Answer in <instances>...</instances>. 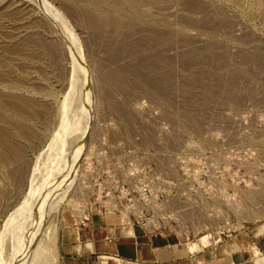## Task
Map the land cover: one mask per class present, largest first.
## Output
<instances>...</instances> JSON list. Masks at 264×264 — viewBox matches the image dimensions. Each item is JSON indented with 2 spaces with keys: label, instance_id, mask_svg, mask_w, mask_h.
Listing matches in <instances>:
<instances>
[{
  "label": "rangeland",
  "instance_id": "obj_1",
  "mask_svg": "<svg viewBox=\"0 0 264 264\" xmlns=\"http://www.w3.org/2000/svg\"><path fill=\"white\" fill-rule=\"evenodd\" d=\"M262 221L264 0H0V264Z\"/></svg>",
  "mask_w": 264,
  "mask_h": 264
},
{
  "label": "crops",
  "instance_id": "obj_2",
  "mask_svg": "<svg viewBox=\"0 0 264 264\" xmlns=\"http://www.w3.org/2000/svg\"><path fill=\"white\" fill-rule=\"evenodd\" d=\"M125 232V231H124ZM122 234L121 228L88 231L75 244L66 246L70 264H264V221L247 227L245 235H229L224 240L195 245L177 242L146 241L134 230ZM135 236L130 238V236ZM140 236V237H138ZM241 238V239H240ZM113 241V240H112ZM169 241V242H168ZM258 253L253 249L255 246ZM89 250V254L86 252Z\"/></svg>",
  "mask_w": 264,
  "mask_h": 264
},
{
  "label": "bare ground",
  "instance_id": "obj_3",
  "mask_svg": "<svg viewBox=\"0 0 264 264\" xmlns=\"http://www.w3.org/2000/svg\"><path fill=\"white\" fill-rule=\"evenodd\" d=\"M71 40H72V39H71ZM87 84H88V83H87ZM86 88H87V87H86ZM85 90H86V89H85ZM89 90H90V88H89ZM82 91H83V90H82ZM84 92H85V91H84ZM81 93H82V92H81ZM88 93H89V91H88ZM85 94H86V92H85ZM85 94H84V95H85ZM90 94H91V93H90ZM87 95H88V94H87ZM82 96H83V94H82ZM85 96H86V95H85ZM90 96H91V95H90ZM91 97H92V96H91ZM91 97H90V98H91ZM84 98H85V97H84ZM84 98L82 97V102L87 101V100L83 101ZM87 98H88V97H87ZM88 100H89V99H88ZM90 100H91V99H90ZM87 102H88V101H87ZM88 104H90V102H88ZM86 105H87V104H86ZM86 107H87V106H86ZM88 108H89V107H88ZM88 112H89V111H88ZM86 113H87V110H86ZM89 113H90V112H89ZM78 114H79V113H78ZM75 115H77V113H76ZM81 115H82V113H81ZM83 115H84V114H83ZM83 115H82V116H83ZM85 115L87 116L88 114H85ZM85 115H84V117H85ZM77 116H78V115H77ZM74 117H75V116H74ZM80 117H81V116H80ZM84 117H83V118H84ZM81 118H82V117H81ZM88 118H89V117H87V119H88ZM77 119H78V118H77ZM85 119H86V118H85ZM74 120H76V119H74ZM79 120H80V119H79ZM79 120H78V121H79ZM81 120H82V119H81ZM83 121H84L83 123H85V124H83V123L81 122V123H82L81 125H86L85 120H83ZM90 121H91V120H90ZM90 121H89V122H90ZM87 122H88V121H87ZM78 123H79V122H78ZM75 124H76V123H75ZM79 124H80V123H79ZM88 124H89V123H88ZM88 124H87V125H88ZM76 125H77V124H76ZM77 126H78V125H77ZM77 129H78V128H77ZM87 129H88V128H87ZM87 129H86V130H87ZM74 130H75V128H74ZM78 130H79V129H78ZM75 131H76V130H75ZM75 131H74V132H75ZM86 132H87V131H86ZM86 132H85V133H86ZM78 134H79V133H78ZM73 135H74V133H73ZM83 135H84V134H83ZM76 136H77V134H76ZM79 136H80V135H79ZM84 136H85V135H84ZM70 137H71V136H70ZM73 137H74V136H73ZM80 137H81V136H80ZM74 138H75V137H74ZM74 138H73V139H74ZM82 139H85V138H81L80 140L82 141ZM78 140H79V138H78ZM80 140H79V141H80ZM81 141H80V144H81ZM84 143H85V142H84ZM82 144H83V143H82ZM82 144L80 145L81 148H79V150L82 149ZM54 146H55V145H54ZM51 149H53V148H51ZM54 150H55V149H54ZM76 150H77V149H76ZM52 152H53V151H52ZM76 153L78 154L77 151H76ZM76 153H75V154H76ZM79 153H80V152H79ZM75 154H74V157L72 156L73 159H74L75 157H77V154H76V156H75ZM50 155H51V154H50ZM78 156H79V155H78ZM77 158H79V157H77ZM75 159H76V158H75ZM76 160H77V159H76ZM76 160H74V161L76 162ZM73 163H74V162H73ZM73 165H74V164H73ZM49 166H50V165H49ZM52 166H53V165H52ZM55 168H56V167H55ZM44 171H45V170H44ZM47 171H48V170H47ZM45 174H46V172H45ZM65 177H66V176H65ZM60 179H61V178H60ZM67 179H68V178H67ZM43 180H44V179H43ZM39 181H40V180H39ZM59 181H60V180H59ZM43 182H44V181H43ZM38 185H39V184H38ZM51 189H52V188H51ZM53 190H54V189H53ZM57 192H58V191H57ZM36 197H37V196H36ZM35 205H36V204H35ZM31 207H32V205H31ZM35 209H37V208H35ZM30 217H31V216H30ZM30 217H29V218H30ZM29 218H28V219H29ZM27 221H28V220H27ZM25 224H26V223H25ZM24 228H25V226H24ZM20 232H21V231H20ZM25 232H26V231H25ZM28 232H29V230H28ZM23 235H25V234L23 233ZM22 237H24V236H22ZM33 237H34V236H33ZM215 237H216V236H214V238H213L212 240H211V239H210V240H209V239L204 240V241H206V242H204V243H210V242L213 243V241H215V240L217 241V239H215ZM56 239H57V238H56ZM56 242H57V241H56ZM51 246H52V245H51ZM53 247H54V245L52 246V249H54ZM19 253H20V252H19ZM55 253H56V252L54 251V253H53V257H56L57 254H55ZM21 256H22V255H21ZM21 258H22V257H21ZM53 259H55V258H53ZM21 260H22V259H21ZM56 260H57V259H56ZM16 262H18V261H16ZM55 262H56V261H55Z\"/></svg>",
  "mask_w": 264,
  "mask_h": 264
}]
</instances>
